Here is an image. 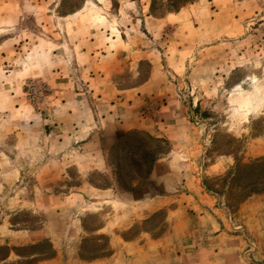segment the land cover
Returning a JSON list of instances; mask_svg holds the SVG:
<instances>
[{
	"label": "rangeland",
	"instance_id": "obj_1",
	"mask_svg": "<svg viewBox=\"0 0 264 264\" xmlns=\"http://www.w3.org/2000/svg\"><path fill=\"white\" fill-rule=\"evenodd\" d=\"M0 264H264V0H0Z\"/></svg>",
	"mask_w": 264,
	"mask_h": 264
}]
</instances>
